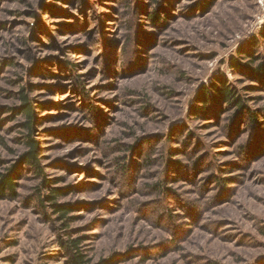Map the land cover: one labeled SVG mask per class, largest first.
Masks as SVG:
<instances>
[{
	"label": "rangeland",
	"instance_id": "1",
	"mask_svg": "<svg viewBox=\"0 0 264 264\" xmlns=\"http://www.w3.org/2000/svg\"><path fill=\"white\" fill-rule=\"evenodd\" d=\"M263 33L264 0H0V264H264Z\"/></svg>",
	"mask_w": 264,
	"mask_h": 264
},
{
	"label": "trees",
	"instance_id": "2",
	"mask_svg": "<svg viewBox=\"0 0 264 264\" xmlns=\"http://www.w3.org/2000/svg\"><path fill=\"white\" fill-rule=\"evenodd\" d=\"M264 36V33H263ZM262 69H260V72H263L264 69L261 66ZM223 84V83H221ZM217 93L222 97L223 99L229 100V102H233L234 98V93L226 86V85H220L216 89ZM20 100L22 101L21 107L17 110L21 115L26 117L27 122L25 123V128L29 131V135L27 136V145L29 147V151L22 156V160L24 161L25 164L30 165L36 169H40V165L38 162V143L32 139V134L34 133V127H33V121H34V111H33V106L31 102L29 101V97L25 93V89H22V93L20 95ZM206 99H204L205 101ZM240 101L238 100L236 103H239ZM39 173H41L39 171ZM15 191H16V185L15 182L13 181V178L11 177L10 173H0V201L9 199V198H14L15 197ZM62 196V193L59 192L58 190H51V195L48 196V200L51 201H56L59 197ZM41 204H43V200H40ZM56 207V213L60 214V219H65L67 218L68 214L70 213V209L66 208L64 206H57ZM68 221H71V219H67L66 223L64 226L68 225ZM79 248V243L75 241L74 243L72 242L69 246L66 247V249L71 253V260L70 264H89L88 261L85 260V257L83 254H81L78 251Z\"/></svg>",
	"mask_w": 264,
	"mask_h": 264
}]
</instances>
